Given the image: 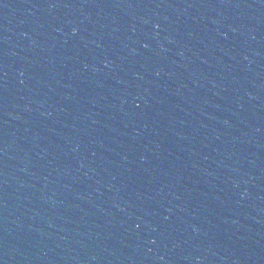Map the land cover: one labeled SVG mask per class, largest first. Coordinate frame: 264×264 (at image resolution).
Here are the masks:
<instances>
[{
	"label": "water",
	"instance_id": "1",
	"mask_svg": "<svg viewBox=\"0 0 264 264\" xmlns=\"http://www.w3.org/2000/svg\"><path fill=\"white\" fill-rule=\"evenodd\" d=\"M0 264H264V0H0Z\"/></svg>",
	"mask_w": 264,
	"mask_h": 264
}]
</instances>
